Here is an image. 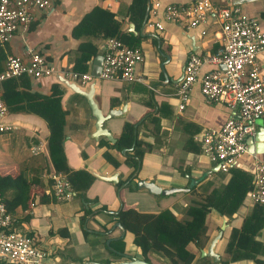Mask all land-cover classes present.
Wrapping results in <instances>:
<instances>
[{
    "label": "crops",
    "instance_id": "obj_1",
    "mask_svg": "<svg viewBox=\"0 0 264 264\" xmlns=\"http://www.w3.org/2000/svg\"><path fill=\"white\" fill-rule=\"evenodd\" d=\"M50 1V8L34 12V18L26 31H17L9 42L0 45V71L4 69L9 55H19L28 60L30 50L46 55L60 69L74 70L76 59L80 55L79 44L88 39L96 42L103 54L105 39H96L84 28L79 36H75V28L83 17L96 6H102L109 9L122 23L125 39H137L136 43L144 52V61L137 65L136 70L144 76V81L93 78L82 85L88 89L92 82L96 83L95 97L105 114L111 109L122 110L119 115L104 122V127L116 139L115 142L104 135L94 137L96 118L86 97L60 84L54 75L18 78L15 86L8 87L13 94V110L7 105L9 113L3 121L12 124L14 128L0 131V175L16 177L25 169L29 178L39 174L44 183L33 185L34 205L30 204L27 209L18 207L14 211L19 218L18 227L30 234L39 247L50 253L47 262H60L64 258L76 262H80V259L82 262H101L102 260L92 255L94 252L105 251V259L114 260L115 257L103 245V242L108 245L109 238H112L111 242L128 238L129 248L137 252L135 256L140 258V248L133 244V233L124 231L117 225V213L122 208L139 209L138 201L147 198L157 208L139 210L160 212L170 209L182 219L192 199L206 196L227 184L230 179L229 172L221 171L219 165L204 154L200 143L195 139L206 130L222 128L234 114L232 108L224 103L206 101L202 93L201 78L215 68V65L206 63L201 67L187 107L182 113L178 112L180 100L177 88L183 77L185 64L193 54H215L223 46L220 24L213 13L191 28L183 22L165 19L167 5L189 6L196 0H162L158 14L151 19L160 21L163 28L145 24L143 29L142 24L139 30L128 16L132 0ZM212 2L221 7H240L245 14L256 18L264 30V0ZM93 60L88 63L86 72L92 73ZM259 61H264V55L259 56ZM55 84L62 91V109L66 114L63 165L70 171L86 169L95 176L85 197L75 194L65 201L58 200L53 193L50 175L59 171L53 168L55 166L49 153L48 123L40 115L27 111L28 102L19 97L25 96V93L49 95ZM126 122L135 124L138 138L150 146L142 162L132 160L133 167L127 164L131 143L121 135ZM255 125L257 133L264 129L262 119L256 120ZM118 141L121 148L115 145ZM106 151L110 158L105 156ZM113 158L120 163L118 167L111 160ZM256 159L264 160V149L260 153L241 156L236 166L252 173ZM137 168L134 177L126 180ZM96 174H117L118 182L104 180ZM140 179L154 181L163 189L176 187L183 190L168 195L153 194L146 188L138 187ZM125 180L118 187L119 181ZM13 193L10 190L8 195L11 197ZM94 199L97 201L91 202ZM89 208L92 212L86 214ZM247 220L251 224L253 235L247 236L243 242L250 246L255 241L256 245L263 247L259 256L264 264V205L251 204L247 195L232 217L222 215L216 209L208 213L210 240L204 249L222 231V236L214 246L219 260L203 256L200 251L194 264H258L254 260L223 262L229 257L226 248L232 230H241ZM190 247L195 250L194 245ZM129 248L123 252L129 253Z\"/></svg>",
    "mask_w": 264,
    "mask_h": 264
},
{
    "label": "built area",
    "instance_id": "obj_2",
    "mask_svg": "<svg viewBox=\"0 0 264 264\" xmlns=\"http://www.w3.org/2000/svg\"><path fill=\"white\" fill-rule=\"evenodd\" d=\"M161 5L162 0H151L152 16L158 14ZM50 7V0H0V44L9 42L17 31H26L35 11ZM211 13L220 24L223 46L215 54H193L189 57L178 83V112L182 113L187 107L201 67L206 63L215 65L201 78L202 93L206 101L224 103L232 108L234 114L222 128L206 130L195 139L204 154L217 163L221 171L228 173L232 166L238 165L241 156L249 153L247 139L258 130L255 121H264V61H259V56L264 55V30L256 18L245 14L240 7L216 6L212 0H196L189 6L169 4L165 7L164 17L173 22H183L191 28L205 21ZM146 25L163 28L160 21L153 19L147 20ZM103 56L99 78L144 81V76L136 70L137 65L144 61L140 46H132L120 38H109ZM57 73L80 85L95 78L90 72L60 69L44 54L34 50L29 51L28 60L19 55L7 57L5 67L0 71V131L14 128L3 121L9 113L3 96V82L25 74L38 78ZM251 171L253 188L247 198L251 204L264 205V160L256 159ZM50 177L58 200L65 201L75 195L65 172H54ZM18 225V216L8 209L0 191V261L5 264L45 263L50 253L39 247Z\"/></svg>",
    "mask_w": 264,
    "mask_h": 264
},
{
    "label": "trees",
    "instance_id": "obj_3",
    "mask_svg": "<svg viewBox=\"0 0 264 264\" xmlns=\"http://www.w3.org/2000/svg\"><path fill=\"white\" fill-rule=\"evenodd\" d=\"M148 2L149 0H132L128 7L129 19L136 24L138 30L144 22ZM151 17L150 13L148 20ZM121 26L122 23L113 16V13L109 9L96 6L76 26L75 36H79V33L84 28L96 39H105L107 41L109 38H120L132 46H138L136 43L137 39L133 37V34H131V37H133L132 41L124 38L125 32ZM79 50L80 55L76 59L74 70L86 72L89 67L88 63L100 53V49L96 42L88 39L81 41ZM46 58L49 61L47 56ZM22 77L29 78L31 76L26 74L21 75L6 80L2 84L3 96L7 105L10 106V110H13L11 109V96L13 94L9 92L10 89L8 87L10 85L15 86L17 79ZM25 94V96L19 97H22V101L28 102L27 111L40 115L48 123L50 131L49 153L55 166L53 168L56 171L67 172L75 194L85 197V192L95 176L86 169L70 171L67 166L63 165L65 161L63 145L65 141L66 114L62 109V91L55 84L49 95H42L40 93ZM121 135L130 141V146L132 147L127 164L133 167L132 160L134 159L142 162L144 154L149 150L150 146L147 142L138 138V128H136L135 124L126 122ZM115 145L119 148L122 147L119 141ZM105 156L110 158L107 151L105 152ZM111 160L117 167L119 166L120 163L114 158ZM137 171L138 168L134 169L126 180L134 177V173ZM229 174L230 179L227 184L214 189L204 197L192 199L185 210V217L182 219L176 216L170 209H163L160 212H148L134 207L122 208L117 214V219L126 231L133 233V244L136 248H140V258L153 264L156 263L153 261L152 256L164 261L165 264H194L198 253L208 245L210 240L209 226L207 224L208 213L216 209L220 214L232 217L242 205L248 192L253 188V174L251 172L244 171L235 165L230 168ZM126 180L119 181L118 187H121ZM42 183L41 175L35 174L29 178L25 169H22L21 173L16 177L0 175V191L8 209L14 212L18 207L23 209L29 208L35 197L32 193L33 185H42ZM10 190L14 192L11 197L8 195ZM42 198H45V196H42ZM96 201L94 199L91 202ZM91 212L92 210L89 208L86 214H90ZM86 217L87 215L83 217V220ZM251 234L253 235V231H251L249 220L246 221L241 230H232L231 238L226 248L229 257L223 260L224 263L254 260L258 264H263L259 256L263 247L256 245L255 241L250 246L247 242H243V239L247 236L249 237ZM123 241L124 239L121 238L111 242L109 245L103 242V245L107 250L118 255L112 248L125 251ZM190 245H194L195 250ZM94 249L96 250L97 248L94 247ZM70 261V259L64 258L60 262ZM79 261L82 262V260ZM101 262L111 263L116 261L108 259ZM1 263L4 262L0 261ZM202 264L211 263L204 262Z\"/></svg>",
    "mask_w": 264,
    "mask_h": 264
},
{
    "label": "water",
    "instance_id": "obj_4",
    "mask_svg": "<svg viewBox=\"0 0 264 264\" xmlns=\"http://www.w3.org/2000/svg\"><path fill=\"white\" fill-rule=\"evenodd\" d=\"M151 9V0L148 2L147 10H146V15L145 19L143 22V29L144 26L148 20L149 13ZM104 49V48H103ZM103 54H98L93 60V67H92V74L95 76V78H99L101 69H102V64H103ZM56 80L67 87L68 89L72 90L75 93H78L80 95H83L86 97L88 104L91 108L92 114L96 118V131L94 132V137L98 138L99 136H106L110 141L115 142L116 139L112 136L110 131L104 127V122L108 120L109 118L119 115L121 113V109H111L107 114H105L98 104L95 94H96V83L92 82L90 87L86 89L82 85L78 84L76 81H73L66 76L57 73L54 75ZM247 144L249 146L248 151L251 154L254 153H260L264 149V129L259 131L255 136H251L247 139ZM98 177L104 179V180H109V181H114L118 182V175L114 174L112 176H102L99 174H96ZM138 187L139 188H146L150 193L153 194H162V195H168L173 192L181 191L183 190L182 188H176L172 187L170 189H163L160 187L158 184H156L154 181H148L145 179H140L138 181ZM119 213V212H118ZM117 213V214H118ZM117 225L121 227L124 231L126 230L121 222H117ZM223 228V227H222ZM222 236V231L219 232V234L214 237V239L211 241L210 245L208 246L207 249H203L202 255L203 256H209L213 257L216 260H219V255L214 251V246L216 244V241ZM112 238H109L107 240V244L109 245L111 242ZM119 255H122L126 257L125 260L117 261V262H111V263H106V262H90V261H83V262H76V261H70V262H45L42 264H153L149 261H146L142 258L136 257V256H131L127 254L126 252H121L119 251ZM2 264V263H1ZM5 264V263H4Z\"/></svg>",
    "mask_w": 264,
    "mask_h": 264
},
{
    "label": "rangeland",
    "instance_id": "obj_5",
    "mask_svg": "<svg viewBox=\"0 0 264 264\" xmlns=\"http://www.w3.org/2000/svg\"><path fill=\"white\" fill-rule=\"evenodd\" d=\"M136 197V196H135ZM162 205V204H161ZM138 206H139V209H148V210H152V209H156L157 207L156 206H154L152 203H150L149 201H148V199L147 198H142V199H140L139 201H138ZM161 209V208H160ZM130 235H132V234H130ZM128 242H129V240H128V238H125L124 239V241H123V243H124V248L126 249V250H128V248H129V245H128ZM114 251H116L117 252V254L119 253V250H117V249H115V248H112ZM109 251V250H108ZM110 252V251H109ZM121 252H123V251H121ZM129 253H127V254H129V255H131V256H137V252H135L134 250H131L130 248H129V251H128ZM95 254L94 255H92V256H94V257H96L98 260H103V261H107L108 259H105V257H106V255H107V251H105V252H102V253H99V252H94ZM166 253V252H165ZM111 254L113 255V257H115L114 258V260L113 261H115L116 260V262L117 261H121V260H125V258L124 257H121V255H115V254H113L112 252H111ZM100 258H103V259H100ZM152 259H153V261L156 263V264H165V262L164 261H162V260H160L159 258H157V257H155V256H152ZM76 260H79V259H76ZM80 260H82V259H80ZM47 262V261H46Z\"/></svg>",
    "mask_w": 264,
    "mask_h": 264
}]
</instances>
